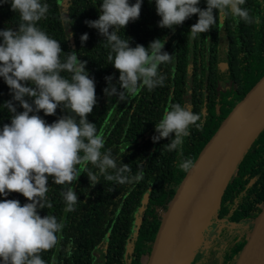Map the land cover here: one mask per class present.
<instances>
[{
    "label": "trees",
    "instance_id": "16d2710c",
    "mask_svg": "<svg viewBox=\"0 0 264 264\" xmlns=\"http://www.w3.org/2000/svg\"><path fill=\"white\" fill-rule=\"evenodd\" d=\"M42 2L49 5V10L37 27L59 41L64 53L74 51L80 61H86L89 78L95 81L97 103L88 120L96 124L98 131L103 130L105 148L102 151L110 149L117 165L128 164L132 174L144 173L140 182L131 185H117L99 176L95 187L87 173H82L71 186L56 185L49 178L47 200L52 203V208L45 207L39 214L42 217L55 215L65 227L60 243L43 253V259L48 264H51L53 255L56 256V264H146L163 216L188 173L178 169L181 157L177 152H168L164 148L169 140L153 142L155 125L165 108L174 103L187 106L201 115L203 129L197 130L193 126L191 135L183 144L182 158H191L195 163L226 117L264 75V0H246L242 6L251 15L259 16L258 25H248L243 21L236 23L229 16L222 22L219 19L208 32L198 35L195 40L189 33L198 16H192L174 31L162 29L158 26L161 17L157 15L154 0H143L140 18L130 22L118 35L122 39L128 38L132 47L139 44L147 48L152 41L160 39L164 44L163 51L172 58L159 69L165 76L163 86L152 91L144 88L137 96L123 102L116 96L105 95L104 89L108 87L105 77H115L112 83L119 88V72L107 59L111 50L104 38L85 24V21L99 18L102 0ZM129 2L134 4L136 0ZM199 7L206 9V0H201ZM19 23V15L11 10L10 4L0 0V30H16ZM85 33L89 39L82 45L80 38ZM222 34L227 43L224 60L220 58ZM220 69L228 72L224 84L219 77ZM26 99L32 102L30 98ZM10 100V89L0 78V128L11 122L12 114L3 106ZM16 107L17 111H23L18 103ZM39 115L51 124L66 113L58 109L54 116H45L43 112ZM88 167L98 174V169L92 165ZM66 187H73L79 199L71 213L63 211L65 205L61 192ZM149 190L150 199L136 235L142 205ZM4 199L0 196V201ZM7 199L19 200L21 205L28 203L19 193L9 194ZM263 207L264 127L238 163L224 191L221 207L205 231L200 252L207 251L203 244L213 227L217 225L220 228L211 245L206 241L210 251L201 264L214 259L219 249V264L221 256L227 257L221 264H236L242 251L236 250L245 246L250 231L239 233L240 229L234 228L237 225H223L220 220L250 229ZM159 210L163 213L160 214ZM229 231L234 235L225 239ZM69 243L72 245L71 255L66 251ZM222 243L224 245L221 246Z\"/></svg>",
    "mask_w": 264,
    "mask_h": 264
},
{
    "label": "clouds",
    "instance_id": "9594fccd",
    "mask_svg": "<svg viewBox=\"0 0 264 264\" xmlns=\"http://www.w3.org/2000/svg\"><path fill=\"white\" fill-rule=\"evenodd\" d=\"M19 15L16 30H0V78L10 89L12 100L3 106L12 114L10 124L0 128V264H48L42 254L54 249L62 240L65 224L55 215L42 217L41 209L52 208L47 200L48 180L56 185L71 186L82 173L93 187L99 176L117 185H131L143 179V171L132 174L128 164L117 165L111 150L105 148L103 130H97L88 116L97 103L95 81L89 78L86 61H80L76 52L64 53L61 43L37 27L46 17L49 5L42 0H2ZM153 2V0H150ZM154 0L160 28L181 26L192 16L198 21L191 26L189 36L195 40L208 32L221 18L231 16L236 23L258 25L259 16H253L242 7L246 0ZM143 0L130 4L129 0H102L99 18L85 21L96 29L110 48L108 61L119 72L118 85L113 76L105 77L108 87L105 95L120 101L137 96L146 88L152 91L164 84L165 76L159 69L169 63L172 55L164 52L160 39L147 48L122 39L118 32L140 18ZM82 45L87 33L81 36ZM62 54L64 58L62 59ZM68 73V76L62 75ZM31 85V86H29ZM30 98L32 102H29ZM16 103L23 111H17ZM58 109L66 113L49 124L41 116H54ZM203 129L201 115L180 103L165 108L155 125L154 143L169 140L164 145L168 152H177V167L187 173L194 167L191 158L183 159L185 138L190 129ZM98 169V174L89 169ZM22 194L28 203L7 199L9 194ZM65 213L75 211L79 199L73 187L61 192ZM72 245L66 251L71 255ZM56 264V256L51 258Z\"/></svg>",
    "mask_w": 264,
    "mask_h": 264
},
{
    "label": "water",
    "instance_id": "95a60500",
    "mask_svg": "<svg viewBox=\"0 0 264 264\" xmlns=\"http://www.w3.org/2000/svg\"><path fill=\"white\" fill-rule=\"evenodd\" d=\"M222 20L223 18L220 19V22H222ZM190 73L191 71H189L188 77L190 76ZM227 75V71H219V77L221 79H225ZM263 103L264 75L226 117L224 122L220 125L218 130L206 144L199 157L195 161V167L187 173L175 197L173 198L166 213L163 216L162 224L158 231L152 254L148 259L147 264H172L175 258V249L178 241L179 231L181 228L184 229V216L195 193V190L203 181L204 177L206 176L207 172L209 171L210 167L212 166L213 162L218 157L220 152L230 142V140L234 137L238 130L243 126V124ZM263 127L264 121L238 159L232 175L229 177L224 186L220 188L219 193L216 197L217 200L209 209L208 213H206L207 215L205 214L206 216L204 215L199 222L198 220H195L192 225H189L187 227L186 235L184 237L185 240L183 241V244L177 254L174 264H191L196 257L205 231L210 225L212 218L221 207L224 191L228 183L234 176L238 163ZM150 190L146 196L145 202L142 205V214L139 217L136 235H138L142 221L144 219L143 213L145 212L146 206L150 199ZM259 237L260 243L250 261V264H264V207L262 212L254 222L250 237L243 247L236 264H242L247 251L251 248L252 245H254Z\"/></svg>",
    "mask_w": 264,
    "mask_h": 264
},
{
    "label": "bare ground",
    "instance_id": "6f19581e",
    "mask_svg": "<svg viewBox=\"0 0 264 264\" xmlns=\"http://www.w3.org/2000/svg\"><path fill=\"white\" fill-rule=\"evenodd\" d=\"M264 121V103L254 112V114L243 124L230 142L220 152L213 162L201 184L195 190L192 200L184 216L185 226L180 229L178 241L175 249V263L177 254L185 240L187 227L195 220L198 222L208 213L209 209L217 200L216 197L221 187L232 175L234 168L241 154L248 146L253 136ZM207 215V214H206ZM205 215V216H206ZM260 237L251 246L244 256L242 264H250V261L258 248Z\"/></svg>",
    "mask_w": 264,
    "mask_h": 264
},
{
    "label": "flooded vegetation",
    "instance_id": "af4514ba",
    "mask_svg": "<svg viewBox=\"0 0 264 264\" xmlns=\"http://www.w3.org/2000/svg\"><path fill=\"white\" fill-rule=\"evenodd\" d=\"M220 70H223V69H220ZM220 70H219V71H220ZM227 78H228V75H227ZM222 80H223V79H222ZM220 222L223 223V225H228V224H234V225H237V226L234 227V228H235V229H238V228H239V229H240V230H239V233H242V232L246 233L247 231H249V228H248V227L241 226L240 224L238 225V224H235V223H229V222H227V221H225V220H224V221H220ZM234 225H233V226H234ZM252 229H253V226L251 227V229H250V233H248V235L251 234ZM219 230H220V228H218L217 225H215V226L213 227V231H212L211 233H209V236L205 239V243L203 244V247L206 248V246H207V249H206L207 251H204V252H203V259L205 258L206 254H208L209 251H210V247L208 246V244H206V241H208V243L211 245L212 239H213L215 236L218 235ZM222 234H223V232H222ZM232 235H234V233L231 232V231H229V232H228V236H225V239L231 237ZM205 236H206V234H205ZM222 245H224V243H222L221 246H222ZM242 248H243V247L239 246V247L237 248L236 251H238V250H242ZM219 252H220V249H219V251L216 253L217 256L215 255V256H216V259H217V264H219V258H218V256H219ZM203 259H202V262H203ZM225 259H227L226 256H225V258H224V256H221L220 264L223 263V261H224ZM202 262H201V263H202Z\"/></svg>",
    "mask_w": 264,
    "mask_h": 264
},
{
    "label": "rangeland",
    "instance_id": "374dc122",
    "mask_svg": "<svg viewBox=\"0 0 264 264\" xmlns=\"http://www.w3.org/2000/svg\"><path fill=\"white\" fill-rule=\"evenodd\" d=\"M226 48H227V43H226V38H225V35L222 34L221 36V43H220V58L222 60L225 59V56H226ZM227 80V76L225 77V79L222 80V83L224 84ZM159 213L162 214L163 211L162 210H159ZM202 224V223H201ZM200 227V226H199ZM198 227V228H199ZM197 228V229H198ZM251 229V228H250ZM249 229V231H250ZM189 250V249H188ZM202 259H203V252H200V250L197 251V255L196 257L194 258V260L192 261L191 264H201L202 262ZM148 263V259L146 260V264ZM217 263V259L216 257L214 259H211L208 264H216Z\"/></svg>",
    "mask_w": 264,
    "mask_h": 264
}]
</instances>
